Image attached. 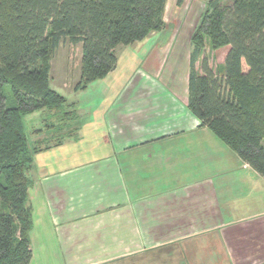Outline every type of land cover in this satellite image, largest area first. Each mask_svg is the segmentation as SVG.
<instances>
[{
	"label": "crops",
	"instance_id": "obj_1",
	"mask_svg": "<svg viewBox=\"0 0 264 264\" xmlns=\"http://www.w3.org/2000/svg\"><path fill=\"white\" fill-rule=\"evenodd\" d=\"M190 36L181 75L159 37L31 178L30 264H264V177L189 109Z\"/></svg>",
	"mask_w": 264,
	"mask_h": 264
},
{
	"label": "trees",
	"instance_id": "obj_2",
	"mask_svg": "<svg viewBox=\"0 0 264 264\" xmlns=\"http://www.w3.org/2000/svg\"><path fill=\"white\" fill-rule=\"evenodd\" d=\"M166 3L0 0V264L31 262L29 172L35 156L51 148L45 142L49 138L29 141L24 117L39 110L61 121L76 117L66 109L68 98L51 86L52 61L60 45L66 40L81 43L75 89H86L117 68L119 45L163 30ZM206 46L212 52L229 47L216 68L205 55ZM191 47L189 109L264 177V0H207ZM5 85L11 97L5 96ZM60 137L57 143L64 133Z\"/></svg>",
	"mask_w": 264,
	"mask_h": 264
},
{
	"label": "rangeland",
	"instance_id": "obj_3",
	"mask_svg": "<svg viewBox=\"0 0 264 264\" xmlns=\"http://www.w3.org/2000/svg\"><path fill=\"white\" fill-rule=\"evenodd\" d=\"M206 1L207 0H184L180 5L178 0H167L164 13L165 27L163 30L160 32L153 31L149 37L137 41L132 45H119L116 50L119 55L117 70L110 74L107 79L99 80L89 86L85 92L80 91L76 93L74 91V86L80 79V68L83 55L82 45L81 43L73 44L68 40L62 42L52 61L51 86L68 98L71 105L66 107V109L78 110V118L75 117L72 120L67 118L61 121L60 118L55 117L52 112L45 110H39L27 114L24 117L25 132L29 141L33 144L38 139L49 138V141L45 142L50 143L51 146L47 151H43L35 156V168L33 170L35 173H30L32 179L39 177L40 174H37V171L43 170V163H47L50 158L48 156H50L51 153L58 154L60 157L66 156L69 153L71 154V150H67V148L71 146L72 141L71 143H66L64 145L65 148L56 147L57 144H55L58 142V139H61L60 135L62 133H64L66 140H70L72 136L73 139L79 137V133L76 136H74L75 133L73 135L69 134V130L71 129L69 124L81 120L83 130L86 129L87 126L89 128L90 123L93 121H95L93 123L94 125L98 124V118L96 117L99 115L100 109L98 105L91 109L90 105L95 104L93 101L101 98L105 94L104 90L107 85H109L111 89L112 86L115 89L119 82L125 81L126 78L129 80L138 69L144 68L146 66L145 58L148 55V51L152 49V47L157 46L159 37L163 36L164 38V43L162 44L164 47L161 50L164 60L168 58L170 50L173 48L168 58L167 65L176 67L180 75L183 73L182 70H184L186 63L185 61L176 59L178 55L177 51H180L178 58H183L184 60V53L180 50L182 47L181 42L182 40L185 42V39L193 33L200 20L201 13L205 8ZM232 1L233 0H224V3H231ZM154 35L160 36H157V38ZM166 42H168L167 45ZM176 45H178V47ZM227 48L229 49V47ZM228 49L224 48L223 51L218 50L212 52L209 47L206 46L205 55L209 57L210 64L216 68L219 64L224 62V52L226 51L227 53ZM107 81L110 82L106 83ZM3 92L5 96L11 97V88L9 85L4 86ZM73 102L75 103L73 104ZM9 103H11V101ZM51 124H55V126H48ZM63 126L65 129L61 128L62 130H60V127ZM39 129H43V132H36V130Z\"/></svg>",
	"mask_w": 264,
	"mask_h": 264
}]
</instances>
